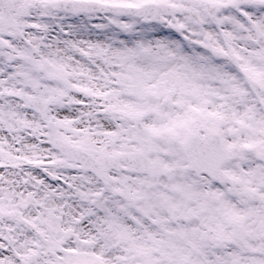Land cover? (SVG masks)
I'll use <instances>...</instances> for the list:
<instances>
[{"label": "snow or ice", "instance_id": "6c2138e0", "mask_svg": "<svg viewBox=\"0 0 264 264\" xmlns=\"http://www.w3.org/2000/svg\"><path fill=\"white\" fill-rule=\"evenodd\" d=\"M0 264H264V0H0Z\"/></svg>", "mask_w": 264, "mask_h": 264}]
</instances>
